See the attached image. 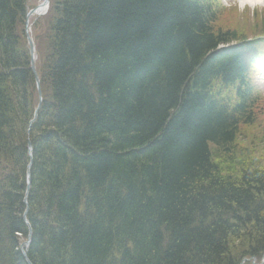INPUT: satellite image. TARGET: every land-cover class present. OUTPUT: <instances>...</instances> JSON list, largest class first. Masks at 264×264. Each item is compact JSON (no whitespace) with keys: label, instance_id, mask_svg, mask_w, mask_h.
I'll return each instance as SVG.
<instances>
[{"label":"trees","instance_id":"trees-1","mask_svg":"<svg viewBox=\"0 0 264 264\" xmlns=\"http://www.w3.org/2000/svg\"><path fill=\"white\" fill-rule=\"evenodd\" d=\"M32 7L0 0V264H27L28 229L30 264L260 260L264 160L235 150L264 122V41L244 43L264 24L222 27L219 0H49L30 124Z\"/></svg>","mask_w":264,"mask_h":264},{"label":"rangeland","instance_id":"rangeland-1","mask_svg":"<svg viewBox=\"0 0 264 264\" xmlns=\"http://www.w3.org/2000/svg\"><path fill=\"white\" fill-rule=\"evenodd\" d=\"M41 1L42 0H30V4L33 5V8H34ZM224 2L226 3V5H230V3L236 4V2L233 0H224ZM236 5H232L233 8L231 6H228V7H231L232 9L231 8L228 9L226 6V9H225L226 11L223 12L222 18L220 19L218 23L219 25H221L222 27L229 26V24L232 23L231 21L236 20V19H238L240 23L244 22L248 24L249 22H256V23L264 24V6L260 5V6H254V7H248V6L240 7L238 4ZM231 12L233 13L231 14ZM39 18L40 17L31 18L29 20L30 36L32 39L34 37L33 24ZM39 31H40V28L36 30L37 33ZM255 81L264 89V67L256 70ZM259 124H260L259 120L257 122L255 121V125H251L250 128H246L240 133L239 138L236 142L237 144H236L235 153L237 152V154H247V155L253 154L255 159L257 158L256 154H258L259 158L264 160V139L260 141L261 137L264 138V122L262 123L263 125H259ZM229 163L221 162L222 170L223 169L226 170L229 167H231L230 166L231 163L230 164ZM236 164H239V163H236ZM251 263L252 262H249V261L242 262L241 260L239 264H251ZM254 264H264V261L261 262V259L258 261L255 260Z\"/></svg>","mask_w":264,"mask_h":264},{"label":"water","instance_id":"water-1","mask_svg":"<svg viewBox=\"0 0 264 264\" xmlns=\"http://www.w3.org/2000/svg\"><path fill=\"white\" fill-rule=\"evenodd\" d=\"M48 4H49V0H42V2L36 6L35 8L33 9H30L26 15H25V28H24V34H25V38H26V41H27V45H28V52H29V55H30V63H29V68L33 74V77H34V82H35V86H36V92H37V96H38V104H37V107L36 109L34 110L33 112V118L31 120V122L34 121L36 115H37V112H38V109H39V106H40V100H41V92H40V86H39V79H38V76H37V73H36V70H35V54H34V45L29 37V25H28V20L30 17L32 16H40V15H43L46 13L47 9H48ZM38 14V15H37ZM28 154H29V158H31V155H30V145H28ZM30 166H31V159L27 165V168H26V182L28 183L29 181V169H30ZM28 188L26 189V192H27ZM24 204H26V201H24ZM27 212V207H26V210H25V213ZM24 213V215H25ZM23 215V216H24ZM29 235H28V239L26 242L22 243V245L20 246V249H21V252H22V255L23 257H25V253H24V250L23 248L26 247L28 244H29ZM256 259L255 258H250V259H243L242 261H251L252 263L251 264H254V261ZM264 261V254L262 255L261 257V262ZM27 262V260H26ZM28 263V262H27ZM30 264V263H28Z\"/></svg>","mask_w":264,"mask_h":264},{"label":"bare ground","instance_id":"bare-ground-1","mask_svg":"<svg viewBox=\"0 0 264 264\" xmlns=\"http://www.w3.org/2000/svg\"><path fill=\"white\" fill-rule=\"evenodd\" d=\"M238 2L241 4V7H243V5L253 7V6H256L259 4H263L264 0H238ZM26 260L28 263H30L27 258H26Z\"/></svg>","mask_w":264,"mask_h":264}]
</instances>
